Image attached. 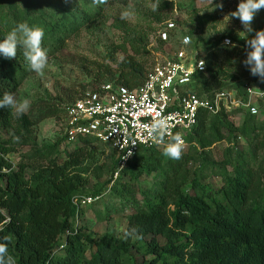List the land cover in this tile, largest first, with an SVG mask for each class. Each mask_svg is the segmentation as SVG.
I'll return each instance as SVG.
<instances>
[{
    "label": "trees",
    "instance_id": "obj_1",
    "mask_svg": "<svg viewBox=\"0 0 264 264\" xmlns=\"http://www.w3.org/2000/svg\"><path fill=\"white\" fill-rule=\"evenodd\" d=\"M105 6L92 0H0V40L26 21L44 29L42 46L48 55L54 54L71 36L97 22ZM175 30H170L171 37ZM191 45L195 48L192 39ZM218 45L204 46L214 62L227 48ZM121 48L124 56L110 69L106 82L135 89L152 64L145 59L148 51L141 41L131 42L130 51ZM204 59L206 71L193 76L187 85L190 91L204 97L222 89H241L240 82L218 79L221 68L211 73ZM30 72L22 50L12 60L0 56V97L4 92L15 96ZM250 77V85L264 83L258 76ZM239 113L243 114L239 131L248 143L240 149L227 146L215 163L207 157L203 134L212 130L219 141L224 131L229 142L235 139L226 113L201 112L186 134L187 147L179 160L163 155L164 148L142 147L118 167L116 152L103 143L111 147L115 163L105 186L92 192L81 190L80 177L67 169L66 162L60 163V156L77 162L99 140L84 136L68 142L64 135L53 145L30 144L28 153L14 162L11 155L17 145L29 142L0 135V242L8 244L16 264H264V152L258 154L264 149V121H258L259 113ZM13 118L14 111L0 109V131L12 129ZM194 146L199 147L197 153ZM190 160L196 164L193 169L187 166ZM205 173L219 177L220 184L205 181ZM151 175L153 185L141 188V180ZM139 194L142 199H137ZM83 196L97 197L91 205L104 204L106 210L117 203L121 208L131 206L124 234L93 240L84 231L75 232L74 218L83 207Z\"/></svg>",
    "mask_w": 264,
    "mask_h": 264
},
{
    "label": "rangeland",
    "instance_id": "obj_2",
    "mask_svg": "<svg viewBox=\"0 0 264 264\" xmlns=\"http://www.w3.org/2000/svg\"><path fill=\"white\" fill-rule=\"evenodd\" d=\"M239 2L240 0H109L103 16L97 22L82 28L62 48L48 55L43 75L31 71L18 87L15 98L17 101L27 99L30 107L19 117L14 113L13 128L0 131V135L3 138L27 140L29 144L17 145V151L11 155V160L17 162L21 154L28 153L30 144L33 148H41L60 141L64 136V107L83 92L107 83L112 71L110 69L124 56L121 46L130 51L128 47L131 42L141 41L146 46L148 54L145 59L149 64L155 57L176 48L181 34L188 35L200 56L203 55L209 61L211 73L216 72L217 67L221 68L217 73L218 79L238 84L252 79L248 68L242 63L247 51L251 50L246 45L243 25L238 18L230 16ZM156 3L160 6L154 12L152 6ZM217 3H223L222 10L215 8ZM125 10L130 11L131 15L127 19H121L120 14ZM169 21L175 23L176 33L172 34L169 43H159L158 30ZM251 27L254 32L264 29V9L255 15ZM254 32L247 34V38H251ZM224 38H228L235 46L225 45L227 48L222 50L220 60L214 62L211 51L205 50L204 46L210 42H218V46L223 47ZM51 112L56 114L44 117ZM233 112L225 116L226 121L233 126L231 134L236 136L231 142L224 131L221 132L222 139L219 141L211 135L212 130L203 134L209 161L219 162L227 146H237L240 149L248 143V139L239 131L243 114L240 111ZM258 113V121H264L263 101ZM209 120L205 122L206 127ZM63 144L65 143L60 144V148ZM198 149L199 147L194 146V153ZM263 152L264 149H260L258 154ZM64 162L72 174L76 173L80 177L81 190L92 192L105 186L113 171L115 156L110 146L97 142L77 162L61 155L60 163ZM187 166L193 169L196 164L190 160ZM35 169L36 167L30 168L27 174ZM204 177L205 181L210 180L214 185L220 184V178L211 173H205ZM152 179V175L145 177L139 186L145 188L153 185ZM141 197L139 194L137 199H142ZM91 204L92 202L81 203L83 207L74 218L75 232L84 231L93 240H98L105 234L121 237L126 230L127 217L132 207L121 208L117 203L115 208L106 210L104 204Z\"/></svg>",
    "mask_w": 264,
    "mask_h": 264
},
{
    "label": "built area",
    "instance_id": "obj_3",
    "mask_svg": "<svg viewBox=\"0 0 264 264\" xmlns=\"http://www.w3.org/2000/svg\"><path fill=\"white\" fill-rule=\"evenodd\" d=\"M175 28L173 21L165 23L158 30V39L169 43L172 38L170 30L174 32ZM185 37L189 36L178 37L177 47L171 52L154 58L139 87L129 89L121 84L104 83L97 89L83 92L67 104L63 109L67 141L89 136L110 144L116 152L118 167H122L140 148H164L169 142L167 136L164 143L151 139L142 127L149 124L156 114L168 118L172 134H181L185 141L183 151L187 147L186 134L197 124L201 112L228 115L242 110L257 114L258 102L264 99V83L254 86L245 81L241 83L240 90L222 89L204 97L188 89L193 76L205 72L207 65L191 42H183ZM199 60L205 61L203 70L197 68L194 74H190V69ZM128 151L133 154L126 160L122 159ZM116 175L117 172L114 177ZM96 198L83 196L80 202L89 204Z\"/></svg>",
    "mask_w": 264,
    "mask_h": 264
},
{
    "label": "clouds",
    "instance_id": "obj_4",
    "mask_svg": "<svg viewBox=\"0 0 264 264\" xmlns=\"http://www.w3.org/2000/svg\"><path fill=\"white\" fill-rule=\"evenodd\" d=\"M108 0H92L94 5L107 4ZM160 4H153L152 10H158ZM215 8L223 9V3H217ZM264 9V0H240L237 9L230 13L233 18H238L243 25L246 39V45L251 49L247 51L246 58L242 63L248 68L253 76H258L264 82V29L256 30L251 27L255 15ZM131 12L125 10L121 12L120 18L127 19ZM228 17V16H227ZM229 18V17H228ZM254 32L251 38H247V34ZM44 29L39 26H30L28 22H20L0 40V56L4 59L12 60L17 57L18 50H22L24 60L27 62L29 69L38 75L44 74V69L48 64L47 50L42 46L44 38ZM183 42L188 44L191 37H185ZM224 45L235 46L231 41L225 40ZM205 66L204 60H199L190 69V74H194L197 68L203 70ZM30 104L27 99L17 101L14 94L4 92L0 97V109L9 108L14 111L17 117L23 115L29 109ZM149 134V137L159 143H164L165 136L169 137V142L164 146L163 155L170 159L179 160L182 156L184 139L181 134H172L170 132V124L168 118L162 114H156L153 120L142 126ZM135 146V141L132 142ZM133 153L128 151L122 159H127ZM6 223H10V220ZM0 230L2 226H0ZM5 241L7 238H4ZM0 264H16L14 256L8 252V244L0 242Z\"/></svg>",
    "mask_w": 264,
    "mask_h": 264
}]
</instances>
